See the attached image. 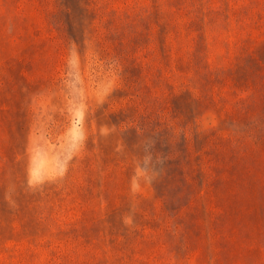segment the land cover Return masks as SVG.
<instances>
[{"label":"rangeland","instance_id":"rangeland-1","mask_svg":"<svg viewBox=\"0 0 264 264\" xmlns=\"http://www.w3.org/2000/svg\"><path fill=\"white\" fill-rule=\"evenodd\" d=\"M0 264H264V0H0Z\"/></svg>","mask_w":264,"mask_h":264}]
</instances>
